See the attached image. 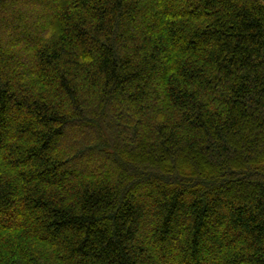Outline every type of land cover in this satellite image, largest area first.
<instances>
[{
	"label": "trees",
	"instance_id": "obj_1",
	"mask_svg": "<svg viewBox=\"0 0 264 264\" xmlns=\"http://www.w3.org/2000/svg\"><path fill=\"white\" fill-rule=\"evenodd\" d=\"M0 264H264V0H0Z\"/></svg>",
	"mask_w": 264,
	"mask_h": 264
}]
</instances>
